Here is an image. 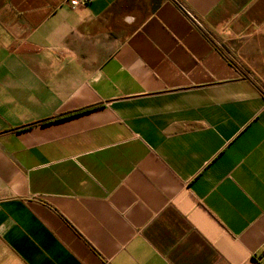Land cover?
<instances>
[{"label": "crops", "instance_id": "obj_1", "mask_svg": "<svg viewBox=\"0 0 264 264\" xmlns=\"http://www.w3.org/2000/svg\"><path fill=\"white\" fill-rule=\"evenodd\" d=\"M78 1L0 0V264H264V0Z\"/></svg>", "mask_w": 264, "mask_h": 264}, {"label": "built area", "instance_id": "obj_2", "mask_svg": "<svg viewBox=\"0 0 264 264\" xmlns=\"http://www.w3.org/2000/svg\"><path fill=\"white\" fill-rule=\"evenodd\" d=\"M66 3L71 7V8H76L77 6H79L80 3L78 0H66ZM191 16V15H190ZM192 17V16H191ZM193 18V17H192Z\"/></svg>", "mask_w": 264, "mask_h": 264}, {"label": "rangeland", "instance_id": "obj_3", "mask_svg": "<svg viewBox=\"0 0 264 264\" xmlns=\"http://www.w3.org/2000/svg\"><path fill=\"white\" fill-rule=\"evenodd\" d=\"M263 93H264V90H263Z\"/></svg>", "mask_w": 264, "mask_h": 264}]
</instances>
